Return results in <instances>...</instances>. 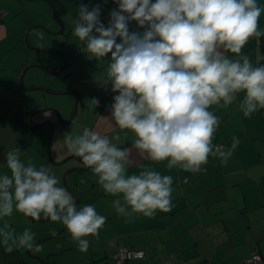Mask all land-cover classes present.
<instances>
[{"label":"clouds","instance_id":"clouds-1","mask_svg":"<svg viewBox=\"0 0 264 264\" xmlns=\"http://www.w3.org/2000/svg\"><path fill=\"white\" fill-rule=\"evenodd\" d=\"M107 24L102 6L78 5L72 36L97 60L107 58L99 86L110 91V129L133 136V148L143 159L166 161L173 168L196 174L209 157L227 164L240 144L221 150L213 143L221 119L212 106L238 110L250 118L264 109V57L254 64L243 52L250 39L264 37L259 20L264 5L258 0H112ZM135 23L136 30L130 29ZM43 39L42 32L37 33ZM241 99L237 100L239 94ZM94 109L98 97L86 99ZM66 148L79 157L106 194L117 197L112 207L132 222L135 216L154 218L172 209L173 177L143 167L129 174L131 148L106 134L85 127L63 134ZM7 172L0 173V217L13 211L34 219L62 223L81 252L88 237H98L107 217L92 204L79 207L60 179L43 165L21 159L20 148L4 156ZM187 177L184 183H187ZM30 230L19 244L33 248Z\"/></svg>","mask_w":264,"mask_h":264},{"label":"crops","instance_id":"crops-1","mask_svg":"<svg viewBox=\"0 0 264 264\" xmlns=\"http://www.w3.org/2000/svg\"><path fill=\"white\" fill-rule=\"evenodd\" d=\"M25 1H43L51 5L52 13L53 7L57 10L58 25L62 26L66 36L63 51L66 67H70L76 76L73 80L76 87L71 92L78 96L81 114H84L79 126L81 130L92 128L110 138L119 134L120 139L113 143L132 149L133 164L128 168L129 174L138 173L143 166L171 175L173 206L170 212H157L154 218L137 215L132 222H126V218L117 215L112 207V201L117 197L106 194L97 182H88V186L80 190L84 194L83 205H94L107 221L99 229L98 237H88L86 252L78 250L67 229L61 232L62 223L50 219L25 220L16 212L0 217V264H114L113 256L121 245L145 252V259L131 260L128 264H256L244 262L254 252L260 254L264 264V109L245 118L238 110V103L227 108L212 107L210 110L221 119L213 143L226 150L233 135L240 140L232 157L227 164L209 157L204 169L196 174L176 168L169 171L166 161L157 163L141 158L133 148L132 134L110 129L107 121L102 119L109 115L114 95L98 84L104 78L107 58L91 57L81 42L72 36V20L76 18L79 4L90 8L101 5V19L107 24L109 11L116 7L112 0ZM258 3L264 5V0H258ZM259 26L264 30V13ZM130 29L136 30L134 22ZM262 42L264 44V37L252 38L243 49L254 64L262 57ZM82 78L85 80L79 82ZM82 86L90 92L89 97L99 98L98 108L94 109L83 100ZM242 96L243 93L239 94L237 100ZM28 114L19 110L11 116L0 115V147L10 140L14 148L23 150L30 146L35 130L28 121ZM186 177L188 182L184 183ZM25 230L34 234L29 253L28 248L19 244V237Z\"/></svg>","mask_w":264,"mask_h":264},{"label":"rangeland","instance_id":"rangeland-1","mask_svg":"<svg viewBox=\"0 0 264 264\" xmlns=\"http://www.w3.org/2000/svg\"><path fill=\"white\" fill-rule=\"evenodd\" d=\"M59 29L49 3L0 0V115L11 116L19 110L27 111L28 117L35 113L31 119L32 124L29 122L35 130L31 138L32 143L28 148L20 149L21 159L25 161L31 159L37 167L43 165L50 168L60 179V186L65 187L73 197L75 195L78 198V206L82 207L84 194L80 192L81 188L88 186V182L90 184L97 182V178L91 170L73 171L67 175L65 186L63 184L64 174L68 170L82 168V166L74 158L60 164L69 157H76L66 148L60 138L63 134L82 132L79 126L84 114H81L80 104H78L74 119L69 124H63L66 122L65 117L69 114L71 116L73 112L75 98L72 95L62 94V92L73 91L76 87L73 85L76 76L72 74L73 71L70 67H65L58 75L47 74L42 69L57 71L66 59L63 54L66 36L64 33L55 35ZM40 32L44 34L43 39L37 35ZM31 48L53 50L57 54L48 51L37 52ZM32 65L36 66L27 70L21 84L19 77L22 69ZM83 78L79 82L84 81ZM33 87L47 89L57 94L29 90ZM81 92L84 101L91 98L89 97L90 92L84 87ZM46 123H51L53 126L50 142L51 161L48 158V141L51 129L49 125H43ZM8 133L10 132L8 131ZM13 148L12 140L6 141L0 147V173L7 172L4 156ZM16 212L13 211L12 214L14 215ZM20 214L22 217L24 216L25 220L32 219L23 213Z\"/></svg>","mask_w":264,"mask_h":264},{"label":"water","instance_id":"water-1","mask_svg":"<svg viewBox=\"0 0 264 264\" xmlns=\"http://www.w3.org/2000/svg\"><path fill=\"white\" fill-rule=\"evenodd\" d=\"M45 1H47L48 2V0H45ZM56 22H57V24L59 23L58 22V20L56 19L55 20ZM62 31H63V29H62V26L60 25V29H59V31L58 32H55V35L56 34H59V33H62ZM26 35H27V32H26ZM26 35H25V42L27 41V37H26ZM31 50H34V51H37V52H44V51H48V52H54V53H56L57 54V52L56 51H53V50H40V49H35V48H31ZM59 54V53H58ZM33 66H36V65H32V66H28V67H25V68H23L22 69V72H21V74H20V77H19V81H20V83L22 84V79H23V76H24V74L27 72V70L30 68V67H33ZM67 66V60L65 59L64 61H63V64H62V66L59 68V70H57V71H50V70H47V69H45V68H42L47 74H50V75H58V74H60L62 71H63V69L65 68ZM29 90H33V91H35V90H38V91H43V92H45V93H48V94H57V93H55V92H51L50 90H47V89H43V88H31V89H29ZM62 94H66V95H72L74 98H75V102H74V109H73V112H72V115H71V117L66 121V122H63V124H69L73 119H74V117L76 116V113H77V107H78V104H80V102H79V99H78V96L74 93V92H62ZM58 115H59V113H57ZM35 115V113H33V114H31L30 116H29V122L32 124V117ZM60 119V118H59ZM43 125H49V127H50V129H51V131H50V136H49V141H48V158H49V160L51 161V158H50V142H51V135H52V124L51 123H46V124H43ZM33 126H35L34 124H33ZM35 127H37V126H35ZM39 127V126H38ZM71 158H74V159H76V160H78L79 162H80V164L83 166L82 168H76V169H71V170H68L65 174H64V176H63V184L66 186V178H67V175L70 173V172H73V171H84V172H86V171H89L90 169L89 168H87L84 164H83V162H82V160L79 158V157H69V158H67V159H65L64 161H62L60 164H63V163H65L66 161H68L69 159H71ZM74 199H75V201H76V203H77V205H78V198L74 195ZM39 221H46V220H48V219H45V218H42V219H38ZM66 228H65V226L63 227V229H62V231L61 232H63L64 230H65ZM27 253H29V249L27 250ZM37 260H39L40 262H42V259L41 258H39V257H37Z\"/></svg>","mask_w":264,"mask_h":264},{"label":"built area","instance_id":"built-area-1","mask_svg":"<svg viewBox=\"0 0 264 264\" xmlns=\"http://www.w3.org/2000/svg\"><path fill=\"white\" fill-rule=\"evenodd\" d=\"M109 19V13L107 15V21ZM220 148V146H219ZM145 258V252L143 250H136L129 248L127 246H118V249L113 256V263L114 264H128L131 260H143ZM247 262H254L258 264L263 263L262 257L258 253H253L251 257L245 261Z\"/></svg>","mask_w":264,"mask_h":264},{"label":"trees","instance_id":"trees-1","mask_svg":"<svg viewBox=\"0 0 264 264\" xmlns=\"http://www.w3.org/2000/svg\"><path fill=\"white\" fill-rule=\"evenodd\" d=\"M53 16H54V18H55V20H56V17L58 18V13H57V10L53 7ZM261 51H262V57H264V44H263V42H262V45H261ZM261 63H264V59H262V61H261ZM212 107H214V106H212ZM211 109V108H210ZM215 145H217L218 147L220 146V148H222L221 147V145L220 144H218V143H215ZM82 166V165H81ZM83 167V166H82ZM124 246V245H123ZM118 249V248H117ZM117 251V250H116ZM116 253V252H115ZM255 253H258V252H255ZM259 254V253H258ZM115 255V254H114ZM260 255V254H259ZM145 259V258H144ZM263 259V258H262ZM248 260V259H247ZM246 261V260H245ZM244 261V262H245ZM246 263V262H245ZM247 263H249V262H247ZM251 263H254V262H251ZM256 264H258V263H256ZM263 264V263H262Z\"/></svg>","mask_w":264,"mask_h":264}]
</instances>
